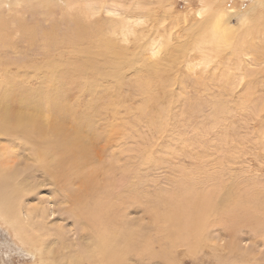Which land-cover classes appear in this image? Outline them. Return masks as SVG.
Segmentation results:
<instances>
[{"label": "bare ground", "instance_id": "obj_1", "mask_svg": "<svg viewBox=\"0 0 264 264\" xmlns=\"http://www.w3.org/2000/svg\"><path fill=\"white\" fill-rule=\"evenodd\" d=\"M68 1L0 0L1 42L7 41L9 37L7 32L13 33L17 30L26 33L24 36L31 40L29 43L41 41L46 46L45 51L49 53L55 51L53 61L43 60L39 63V67H36V71L32 65H23L17 61H9L10 64L0 67V223L9 227L18 242L36 255L35 264H134V257L141 264L152 260L155 262L156 259L164 264H174L170 254L176 252L178 247L189 246L193 239L201 235L206 223L208 224L209 221L203 219L206 215L202 216L204 211L209 215L211 213L216 219L214 222L220 224L226 219V214L229 215L227 208L232 212L231 217H234L236 212L239 214V206H241L248 216L247 221L251 223L252 212H248L249 208L243 201L240 200L239 203L242 197L231 196L232 198L228 199L218 193V203L211 208V194L202 196V191L199 190L202 186L197 187L198 189L194 187L193 191L183 196L188 187L192 188L189 183L182 180L175 184L172 192L158 194L155 199L144 202V205H149L148 209H144L148 225L132 220L131 210L136 207L135 205L140 206L143 203L136 201L129 190L139 198L146 187L143 184V175L139 171L136 176L135 172L132 174L131 181L127 175L130 169L126 168L132 162L142 161L143 156L135 160L132 153L147 143L144 137L139 140L142 144H135L137 140L133 146L125 148L133 140L130 133L125 137L124 129H121L126 126V122H121L120 118L111 121L109 108L114 104L110 100L112 91L110 90L107 99L101 102L97 100L98 96L73 100V96L69 95L64 103L59 104L49 97L53 105H59L54 113L64 119L61 122L48 121L40 124L39 119L33 116L37 111L40 112V109L38 107L36 111V107L32 104L35 93L39 90L32 88L30 82L42 80L45 81L46 86L56 90L57 88H54L56 86L48 81L50 77L47 74L55 73L59 75L61 82H68L71 76L66 75L63 69L72 71L76 68L82 71L84 84L87 87L88 74L98 83L100 79L96 76L95 64L97 59L107 57L106 48H114L118 60L122 54H131L134 51L142 53L144 44L154 31H161L165 35L166 40L163 43L167 51L176 48L178 54L182 51L185 55V51L190 50V47L192 50L197 48L201 57L199 62L202 63L195 66L203 65L206 69L210 63L220 67L221 61L226 58L231 61L239 59L244 47L246 51L258 48L260 44L257 41L261 38L257 36L264 34L259 31L256 34L245 31L243 40H239L238 33L226 20L234 11L232 6H225V0H200V7L190 15L191 22L182 26L180 30L182 32L178 31L179 36L176 38L173 37L174 32L161 28V24L158 25V2H154L151 11L145 3L139 5L140 0H135L127 8L118 5L117 0L108 1L112 4L110 7L105 5L108 3L99 4L96 0H74L73 3L79 6L77 12L70 19L64 16L62 20L55 19L52 16L54 13L52 4L57 6ZM254 1L256 6L262 5L261 0ZM2 7L6 9L16 7L19 18L25 17L27 13L34 20H28L26 23L23 18L18 19ZM103 11L109 17L101 14ZM14 25L16 27H12ZM177 37L179 46L175 45ZM101 40H105L102 47L99 45ZM114 42H117V47H114ZM160 50L159 43L151 48L149 56L142 54L140 57L125 59V61L131 59L137 61L132 68H140L139 71L137 70L141 74L137 76V86L142 85L139 92H145L144 95L149 92V81H153L151 75L159 78L161 73L169 70L167 66L170 64L176 66L181 64L178 61L180 58L178 54L164 58ZM49 53H46L47 57ZM246 54L247 52H244V55ZM144 63V68L148 69L144 70V77L149 75L145 80L141 67ZM192 67L194 65H191V69ZM123 75L125 76L126 73ZM112 83L113 81L108 78L101 81L104 87H109ZM88 89L91 91L90 87ZM115 89L116 93L120 91L119 88ZM43 90L46 92L45 89ZM38 105L41 109L50 108L49 104L45 107ZM96 108H101L102 112L97 111ZM74 110H78L80 115L78 119L74 117L76 121L73 127L89 129L85 134L75 137L63 127L67 116ZM113 113L114 116L121 115L122 110L113 108ZM106 135V140L113 147L112 155L117 159V180L112 177L111 161L109 168L101 166L105 151L100 149L97 143H100ZM78 139L82 141L79 143ZM151 152L150 148L146 150L148 157ZM89 160L92 163L97 161L93 166L95 174L99 173L97 177L94 173L87 175L85 171L86 166L83 163ZM143 162L147 164L149 160L145 159ZM68 174H70V185L67 190L75 187L72 183L78 186L75 187V193L70 192L67 195L65 192L61 193L58 201L68 206L53 208L51 216L58 213L57 217L62 219L61 221H70L74 224V229L68 230L70 243H67L66 233H61L56 241L47 242L45 234L41 232L43 225L39 221L33 224L31 222V215L37 209L29 208L24 203L26 200L36 199L40 193L46 191L44 188L52 186L53 183H59L63 191V181ZM117 184H120L118 192H116ZM239 196L242 195L239 193ZM234 210L237 211L233 212ZM241 216L243 218V214L239 217L236 215L239 218L237 221L242 220ZM42 217L48 219L47 215ZM227 222L233 225V221ZM240 222H237L238 225ZM153 232L157 233L154 242L151 238ZM55 243L60 245V248ZM155 243H167L168 249L153 252ZM54 247L62 250L71 247V250L65 258L52 257L53 253L58 251L53 249Z\"/></svg>", "mask_w": 264, "mask_h": 264}, {"label": "rangeland", "instance_id": "obj_2", "mask_svg": "<svg viewBox=\"0 0 264 264\" xmlns=\"http://www.w3.org/2000/svg\"><path fill=\"white\" fill-rule=\"evenodd\" d=\"M73 1L64 2L66 5L64 3H59L57 6L52 4L54 6L52 16L58 20H62L63 16L70 19L79 8ZM108 1L113 2L112 0H96L99 4L108 3ZM117 1L122 3L117 2L118 5L125 6V8L135 2V0ZM225 1V6H232L234 11L231 15L228 12L229 17L226 20L229 26L238 33L239 40H243L245 31L254 34L259 31L264 34V0H261L263 6L261 4L256 6L254 0ZM154 2H158V25L161 24V28L164 27L174 32V38L179 36L178 31L184 24L191 22L190 15H193L200 7V0H140L139 5L142 6L145 3V6L148 5L149 10L152 11ZM105 5L106 7L112 6L111 3ZM2 8L7 13L14 14L18 19L23 18L22 20L26 23L28 20H34L27 13L25 17L19 18L16 14V7ZM101 14L109 17L105 15V11ZM146 18L149 21L147 14ZM25 34L17 30L13 33L7 32L9 36L7 41H0V67L10 64L9 61H17L23 65H32L36 71V67H39V63L43 60L53 61L54 50L50 53L45 51L46 46L41 41L40 43L37 41L33 44L29 43L31 40L27 39ZM257 37L261 38L257 41L260 44L258 48L246 51L244 47L239 59L231 61L226 58L225 61H221L220 67L215 66V63H210L206 69L203 65L195 66V64L202 63L199 62L201 57H199L200 52L197 48L192 50L190 47L188 52L185 51V55L182 51L178 54L176 48L167 51L163 43L166 40L165 35L161 31H154L144 44L142 53L134 51L131 54H122L118 60L116 50L112 47L106 48L107 57L97 59L95 64V73L97 72L96 76L100 81L96 83L92 75L88 74V87L91 91L84 84L82 71L76 68L72 71L63 69L66 75L71 76L68 82H61L59 75L55 73L47 74L50 77L48 81L56 86H53L57 88L56 90L46 86L45 81L42 80L30 82L32 88L39 90L35 93L32 104L36 107V111L38 107L40 109V112L37 111L33 115L39 119L40 124L48 121L61 122L64 119L54 113L59 105H53L49 97L59 104L64 103L69 95L73 96V100L98 96L97 100L101 102L107 99L108 92L112 91L110 100L114 104L109 108L111 121L114 118H120L121 122H128L121 129H124L125 137L130 133L133 140L125 148L133 146L137 140L135 144L141 143L139 140L144 137L147 143L132 153L135 160L143 156L142 161L132 162L126 168L131 170H128L127 174L131 181L132 174L135 172L136 176L139 171L143 175L142 180L146 187L139 198L129 190L132 193L130 195L136 201L143 203L140 206L135 205L136 207L131 210L132 220L140 221L145 226L148 225L144 209H148L149 205H144V202L155 199L158 194L172 192L175 184L181 180L189 183L192 188L188 187L183 196L193 191L194 187L198 189L197 187L202 186L199 188L202 196L211 194L212 202H214H211V208L218 203V193L228 199L234 196L242 197L239 203L240 200L243 201L250 210L248 212H252L250 213L253 216L251 223L247 221L248 216L245 215L241 206H239V214H236L237 210L233 211L236 212L234 217H231L232 212L226 209L227 213L229 211L226 219L229 220H225L226 222L233 221V225H229V222L226 223L225 220L220 224L215 223L216 219L211 216V213L209 215L204 211L202 216L206 215L203 219L209 221L208 224L206 223L201 235L193 239L189 246L178 247L176 252L170 254L174 264H264V36L259 34ZM104 43L105 40L99 41L100 47ZM114 43V47H117V42ZM159 43L161 44L160 52L164 58L178 54L180 58L182 57L181 59L177 57L181 64L177 66L170 64L167 66L169 70L161 73L159 78L151 75L150 78L153 81H149L150 93L147 91L148 94L146 92L144 95L145 92H139L142 85L137 86V76L141 75L137 70L139 71L140 68H132L137 61L134 59L125 61V59L140 57L142 54L149 56L151 48ZM238 43L240 45V42ZM175 45H180L178 37ZM95 52H97L96 48ZM244 52L247 54L244 55ZM46 53H49V57ZM185 56L188 57L185 59ZM176 63H178L177 60ZM191 65H194L192 69ZM144 66L145 63L141 66L143 80L149 76L144 77L145 71L148 70ZM123 73L126 75L124 76ZM105 78L113 81L109 87L101 85V81ZM115 88H119L120 91L116 93ZM38 104L44 107L49 104L50 108L41 109ZM113 108H120L121 115L114 116ZM96 110L102 112L101 108H96ZM79 115L78 110L72 111L63 126L73 137L89 131V129L73 127L76 121L74 117L78 119ZM83 126L88 127L85 124ZM106 138L107 135L100 143H97L99 148L105 151L101 166L109 168V161H111L112 177L117 180V159L112 155L113 147L109 145ZM81 141L78 139L79 143ZM148 148L152 149L149 157L147 153L150 150L146 153ZM145 159L149 160L147 164L143 162ZM96 163L97 161L92 163L91 160L83 163L86 166L87 175L95 174L93 166ZM97 175H99L98 172L95 176ZM69 176L70 174L64 178L63 191L59 183H53L52 186L44 188L46 191L40 193L36 199L26 200L24 203L29 208L37 209L31 215V222L33 224L39 221L43 225L41 232L45 234L47 242L56 241L61 233H66L67 243H70L68 230L70 228L73 230L74 224L70 221H61L62 219L57 217L58 213L51 216L53 208L68 206L58 201L61 193L65 192V195L70 192L75 193V187L78 186L75 183H72L75 187L67 190L70 185ZM119 187L120 184H117L116 192ZM239 193L242 196H239ZM240 212L243 218L240 217L242 220H238L241 221L238 225L237 218L241 215ZM42 215L44 217L47 215L48 219H44ZM55 218L57 219L54 220ZM255 220H257L256 223ZM54 233L57 235H53ZM156 237L157 233L153 232L151 235L153 242ZM56 246L60 248V245L56 244ZM166 248L168 249L167 243H155L152 251L157 253L167 250ZM70 250L71 247L65 250L58 249L52 257L65 258ZM133 260H135L134 264H141L135 257ZM157 260H155L157 264H164L161 260L160 262ZM153 262L154 260L143 264H156ZM35 263L36 255L18 242L9 227L0 223V264Z\"/></svg>", "mask_w": 264, "mask_h": 264}]
</instances>
